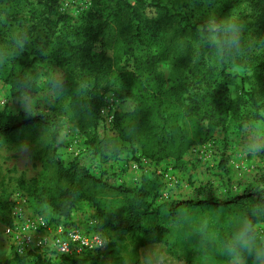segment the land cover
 <instances>
[{
	"label": "rangeland",
	"instance_id": "374dc122",
	"mask_svg": "<svg viewBox=\"0 0 264 264\" xmlns=\"http://www.w3.org/2000/svg\"><path fill=\"white\" fill-rule=\"evenodd\" d=\"M46 1L20 0L16 13L11 12L13 18L10 21L6 20L5 8L0 5V22L4 23L0 26V33L3 34L0 37V114L3 115L1 123L6 124L9 120L22 121V119L29 121L30 117V120H35L40 115L45 116L46 123L52 122L47 126L46 131L37 134L32 129L24 131L14 141H10L6 136H0V264L13 257L3 236L1 220L14 193L20 192L25 195L30 212L40 211L47 217H54L50 208L36 204L27 196V189L41 173L37 149L44 144L48 135L52 154L63 167L68 168L72 163H76L90 175L99 176L103 173L106 175L104 179L110 183L121 184L132 191H136L142 183H146L150 192L149 199L156 193L160 195L166 193L170 201H188L196 196L198 188L205 186L203 195L212 194L219 199V202H223L241 197L246 191L264 190V152L245 156L239 151V129L243 123L256 129L260 126L264 128V122L255 119L254 109L247 95L252 90L258 89L259 84L251 69H243L232 64H228L229 68L225 73H229L233 78L226 81L222 79L219 76L220 53L215 36L210 33L203 41L197 38L203 36L201 28L204 27L206 30L213 21L219 23L235 20L241 25V30L248 32L251 43L257 47L263 45L264 49V12L262 11L264 6L256 7L252 0H143L146 5L152 7L143 9L146 23L139 26L138 30L142 45L135 44L133 52L123 58L120 65L126 71H135L143 80L151 84L160 81L164 88L172 87L178 98L175 104H180V110L183 107L191 108L202 96L208 98V94L210 98L215 97L217 103H223L226 96L229 100L240 101L236 110L223 113L220 120L211 123L207 119L200 120L199 117L193 116V119L199 122L202 131H206L208 127L212 128L211 142L203 145L191 143L190 146L183 148L177 157L174 156L158 164L147 160L149 164L145 168L140 165V160L144 159L140 146H128L120 142L115 138L113 123L107 126L100 119V110L106 105H111L116 113L131 111L134 103L131 100H120L117 94L119 87L116 85V88L99 95L101 107L96 115L98 123L94 127H82L81 120L77 122L78 103L87 80L82 82L80 76L70 77L65 68L44 57L47 53L43 50L46 37H50L52 33L57 34L64 22L73 29L82 26L86 16L95 11L94 0H56L50 12L44 6ZM130 3L135 4L133 1ZM154 5L165 6L171 14L181 15L182 23H178L177 19H169L165 22L162 12L154 8ZM227 6L231 9L225 10ZM186 25L195 26L197 30L185 36L187 42L183 45L184 53L179 56L184 63L177 69L178 80L173 82L170 79L172 70L166 61L160 58L159 53L170 38L180 37V30ZM111 32L114 33V30ZM240 37H243L242 41L247 40V37L241 33ZM106 40L109 41L108 37ZM213 40L216 42L213 43ZM24 43L29 44L32 50L29 58L37 57V62L30 69L33 88L28 97L13 99L9 94V87L4 84V75L11 67L12 53L15 55L18 47H25ZM97 52H99L98 48L94 50V53ZM252 52L255 56L264 57L261 48H253ZM105 53L110 59L113 58L111 48L106 47ZM197 63L203 64L206 69L197 66ZM196 69H199V72L192 73ZM113 70L114 68L111 69V75ZM201 75L204 78L209 76L211 81L214 80L217 84L213 83L207 88V85L198 83L197 80ZM64 83L70 84V90L67 92L61 87ZM168 98L170 101L172 95L169 94ZM262 103L261 100L259 113L264 119V103ZM202 113L204 110L201 111ZM167 116V119L173 123L175 117L170 113H167ZM90 119L86 117L85 122H91ZM177 122L184 126L185 133L190 136L191 131L194 130L193 120L181 116L178 117ZM92 135L97 139L110 136L118 154L113 155L111 152L93 154L87 144V139ZM193 137H188V142H191ZM165 174L169 178H165ZM225 196L227 197L223 198ZM159 199L155 200L157 204L164 201ZM94 216L95 210L90 204L79 202L71 211L69 220L83 228L95 230L97 222L93 219ZM237 219V216H232L224 225L214 215H203L194 228L204 239L220 247L223 246L222 241L230 235V230ZM89 223L91 226L88 225ZM161 225L164 228L176 226L170 221H163ZM258 228L264 232V224L259 223ZM177 248L179 252L184 250L178 246ZM107 252L108 248L104 250L101 259L96 261L88 260L76 264H111L106 261ZM138 255L141 264H145L147 257L156 255L163 256L160 264H179L169 258L160 246L142 249ZM192 255L195 259L198 258L196 252ZM53 261L54 264H70L60 258ZM118 261L122 264L132 263L130 247L126 252L119 254ZM209 262L210 258H207L202 263L193 260L191 264ZM230 264H252V258L245 257L240 261H231Z\"/></svg>",
	"mask_w": 264,
	"mask_h": 264
},
{
	"label": "trees",
	"instance_id": "16d2710c",
	"mask_svg": "<svg viewBox=\"0 0 264 264\" xmlns=\"http://www.w3.org/2000/svg\"><path fill=\"white\" fill-rule=\"evenodd\" d=\"M131 1L135 4L131 5ZM253 1L256 7L264 6V0ZM19 2L20 0H0V5L5 8L6 20L10 21L13 18L11 12L16 13ZM55 2L56 0H47L44 6L50 12ZM94 4L95 11L86 16L82 26L73 29L64 22L57 34L52 33L50 37H46L43 48L47 52L44 57L65 68L70 77L80 76L82 82L87 80L78 103L77 122L81 120L82 127H94L98 123L96 115L101 107L100 93L114 89L117 85L118 98L122 101L131 100L134 105L131 111L114 114L115 138L128 146L139 145L142 158L158 164L174 156L177 157L182 149L190 146L191 143L203 145L211 142L212 128L208 127L206 131H202L199 122L193 118L207 119L210 123L220 120L223 113L236 110L240 101L229 100L226 96L223 103H217L215 97L210 98L208 94V98L202 96L200 101L195 102L191 108L183 107L180 110V104H175L178 98L172 87L166 89L160 81L151 84L143 80L135 71H126L120 65V61L133 52L135 44L142 45L138 30L139 26L146 23L143 9L152 6L146 5L143 0H94ZM153 7L162 12L165 22L169 19H177L178 23H182L183 17L179 14H171L167 7L158 5ZM229 8L227 6L225 10ZM262 11L264 12V9ZM3 24L0 22V26ZM112 30L114 33L111 32ZM196 30L195 26H184L180 30V37L170 38L159 53L160 58L165 60L172 70L170 79L173 82L178 80L177 69L184 63L179 56L184 53L183 45L187 42L185 36ZM205 31L202 27L203 36H197L199 40H205L206 35L210 34ZM241 34L245 35L247 40L242 41L243 37H240L239 45L232 49L225 48L220 43V37L213 34L220 53L219 76L225 81L233 78L229 73H225L229 68L228 64L253 71L259 87L247 95L254 109L255 119L264 122L259 113L261 100L264 103V57L255 56L252 52L253 48H261V52L264 53L263 45L257 47L251 43L246 30H241ZM2 36L3 34L0 33V37ZM107 37L109 41L106 40ZM24 44L26 46L18 47L15 55L12 53L11 67L4 75V84L9 87V94L13 99L28 97L33 88L30 69L37 62V57L30 59L32 50L29 44ZM106 47L113 50L112 59L106 55ZM96 48L99 52L94 53ZM196 65L206 69L203 64ZM112 68H114L113 75H111ZM197 72L199 69L192 71V73ZM197 82L207 85V88L216 83L214 80L211 81L209 76L204 78L203 75ZM61 87L66 92L70 90L68 83H64ZM169 94L172 95L170 101H168ZM195 96L198 97V95ZM202 110L204 113L201 114ZM167 113L175 117L173 123L167 119ZM181 116L190 117L193 120L192 129L194 130L191 131L190 136L185 133L184 126L177 122L178 117ZM44 117L40 115L35 120H30V117L29 121L9 120L6 124H2L3 115L0 114V136H6L10 138V141H14L24 131L32 129L36 134L46 131L47 126L52 122L46 123ZM86 117L91 118L92 121L85 122ZM192 136H194L193 140L188 142V137ZM49 138V135L46 136L44 144L37 149L41 173L27 189V196L36 204L50 208L54 218L63 220L70 219L71 211L77 203L90 204L95 210L93 217L97 222L95 231L104 235L107 240L106 261L111 264H122L118 261V256L121 252H126L129 247L131 248V264H141L139 251L151 246L162 247L166 255L179 264H191L193 260L202 263L207 258H210V262L206 264H230L232 260L226 254L224 246L218 247L204 239L202 234L196 233L194 226L203 215H214L225 225L230 217H239L240 212L247 213L250 203L264 201V190L254 189L246 191L244 195L236 199L219 202V199L212 194L203 195V191L206 190L203 186L197 189L196 196L191 200L170 201L168 196L166 200H161L163 202L157 204L155 200L160 198V194L156 193L157 195L149 199L150 192L146 183H142L136 191H132L121 184L110 183L104 179L106 175L103 173L99 176L90 175L76 163H72L68 168L63 167L52 154ZM100 142L101 139H97L95 135L87 139L93 154L105 152L101 149ZM111 153L117 155L118 150L115 148ZM180 210H184L187 214L180 215ZM38 213L41 214L40 211ZM8 221L6 209L1 222L8 224ZM158 221L160 223H157ZM163 221H170L176 226L164 228L161 225ZM177 246L184 250L179 252ZM193 252L198 255L197 259L193 257ZM61 259L64 262L76 264L101 258L97 256L86 257L83 260ZM3 264H54V261L38 255H30L26 258L13 256Z\"/></svg>",
	"mask_w": 264,
	"mask_h": 264
},
{
	"label": "built area",
	"instance_id": "2783aa9c",
	"mask_svg": "<svg viewBox=\"0 0 264 264\" xmlns=\"http://www.w3.org/2000/svg\"><path fill=\"white\" fill-rule=\"evenodd\" d=\"M114 114V108L106 105L100 110V119L104 125L109 126L113 123ZM147 164V160H140L141 166L146 168ZM165 178H169L167 174ZM167 198L166 193L160 195L161 200ZM27 201L23 193L16 192L8 203L9 221L8 224H3V236L13 256L26 258L38 255L53 261L56 258L77 260L103 255L107 245L104 235L87 227L83 228L71 220L30 212ZM88 225L91 226L90 223ZM101 240L104 241L103 246L97 247Z\"/></svg>",
	"mask_w": 264,
	"mask_h": 264
},
{
	"label": "clouds",
	"instance_id": "9594fccd",
	"mask_svg": "<svg viewBox=\"0 0 264 264\" xmlns=\"http://www.w3.org/2000/svg\"><path fill=\"white\" fill-rule=\"evenodd\" d=\"M209 33L220 37V43L227 49L235 48L240 43L241 25L235 20L211 22L206 29ZM213 43L216 41L213 40ZM239 151L243 155H253L264 152V128L250 127L243 123L239 129ZM100 147L105 152H111L115 145L110 136L101 137ZM187 213L180 210V215ZM41 220H39V224ZM258 223H264V201L249 204L247 213L240 212L233 224L230 235L224 239L223 246L232 261H240L245 257L252 258V264H264V232L258 228ZM101 240L97 247H102ZM162 255L149 256L145 264H160Z\"/></svg>",
	"mask_w": 264,
	"mask_h": 264
}]
</instances>
